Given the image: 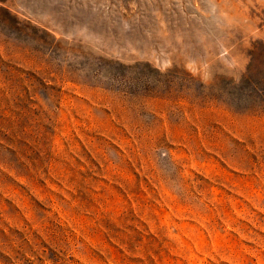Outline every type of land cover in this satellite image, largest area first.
<instances>
[{
	"label": "rangeland",
	"instance_id": "374dc122",
	"mask_svg": "<svg viewBox=\"0 0 264 264\" xmlns=\"http://www.w3.org/2000/svg\"><path fill=\"white\" fill-rule=\"evenodd\" d=\"M0 264H264V0H0Z\"/></svg>",
	"mask_w": 264,
	"mask_h": 264
}]
</instances>
